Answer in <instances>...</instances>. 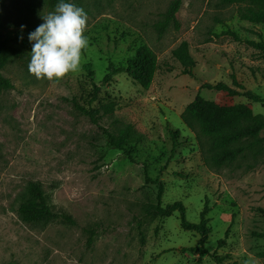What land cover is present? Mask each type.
<instances>
[{"label": "rangeland", "instance_id": "374dc122", "mask_svg": "<svg viewBox=\"0 0 264 264\" xmlns=\"http://www.w3.org/2000/svg\"><path fill=\"white\" fill-rule=\"evenodd\" d=\"M67 1L87 13L89 47L82 71L51 86L28 72V35L55 8L43 0H0V34L10 41L1 75L12 85L0 93V264H215L211 254L226 257L221 264H264L257 256L264 252V151L215 168L209 141L180 120L196 96L219 106L245 105L264 120L260 104L202 88L223 83L239 91L234 77L264 99V53L249 45L264 44V25L240 20L235 4L180 0L177 28L170 23L159 35L156 24L172 0ZM181 42L194 62L190 75L172 56ZM140 46L156 56L147 90L124 74L100 84L108 62L123 65ZM93 85L99 92L91 107L116 105L96 124L77 108L87 106ZM123 125L140 137L130 147L133 162L103 133ZM155 179L163 185L161 205L181 202L189 222H198L207 203V255L190 251L200 238L180 228L177 213L144 215L155 203ZM30 181L74 224L22 222L17 207Z\"/></svg>", "mask_w": 264, "mask_h": 264}, {"label": "trees", "instance_id": "16d2710c", "mask_svg": "<svg viewBox=\"0 0 264 264\" xmlns=\"http://www.w3.org/2000/svg\"><path fill=\"white\" fill-rule=\"evenodd\" d=\"M50 7L55 6L61 0H43ZM64 2H68L64 0ZM223 4H235L239 6L238 17L242 21L251 24L264 25V0H221ZM181 1L172 0L168 5L166 12L163 14V20L156 24V30L161 35L172 23L177 28L175 14L179 10ZM1 7V2H0ZM2 23L0 19V31ZM238 40L237 36L232 33H226ZM10 41L3 38L0 34V93L12 88L9 80L1 75V71L5 67L10 53ZM249 45L254 49L264 53L263 43L249 42ZM172 56L181 65L183 73L190 75L194 62L188 53V45L186 42H181L180 45L172 51ZM84 70L89 72L90 65L86 64ZM156 71V56L146 46L138 47L131 57H128L123 65L115 66L108 62L105 73L100 80V84H108L116 75H126L142 90H147L152 82ZM232 78V85L239 91L230 89L223 83L215 85H203L202 88L214 90L218 92H226L228 96H242L252 103H258L264 108V99L258 95L244 90ZM99 87L92 86L91 98L86 107H80L79 110L89 120L96 124L101 117H111L115 111V104L109 102L101 105L99 108L91 107V104L96 100ZM181 122L190 130L197 132L209 141L208 162L215 168H220L226 164H230L237 158L244 156L246 153H251L253 157L260 155L264 151V135L260 133L264 130V120L260 115H253L251 110L245 105L234 106H219L213 102L206 101L199 96H196L180 114ZM107 144L124 154L127 159L133 162L130 147L140 141V137L135 133L133 126L123 125L122 127L113 130H103ZM178 132H170V137L173 142V147L176 145ZM146 181L151 179L145 176ZM157 186L155 194V203L147 205L144 209V215L151 218H169L174 213L178 214L179 226L182 230L194 232L199 236L198 247L190 249L198 256L207 255L208 251L204 248L210 233L207 227L208 219L206 215L209 211L207 203H204L202 210L199 212L198 222H189L185 217L186 209L181 202H173L170 204L161 205V196L163 194V185L158 180L153 181ZM19 219L28 224H47L53 221H59L64 224L73 225L74 222L70 216L54 212L46 203L43 191L38 182L30 181L27 183L24 193L17 207ZM223 240H218L216 246L221 248L224 246ZM259 258H264V252L257 255ZM210 258L215 264H221L226 257H217L214 254ZM234 264V263H233Z\"/></svg>", "mask_w": 264, "mask_h": 264}, {"label": "clouds", "instance_id": "9594fccd", "mask_svg": "<svg viewBox=\"0 0 264 264\" xmlns=\"http://www.w3.org/2000/svg\"><path fill=\"white\" fill-rule=\"evenodd\" d=\"M42 19L43 23L28 35L32 43L28 72L38 81L58 86L82 71L84 52L89 47L85 35L88 16L82 7L61 0Z\"/></svg>", "mask_w": 264, "mask_h": 264}]
</instances>
